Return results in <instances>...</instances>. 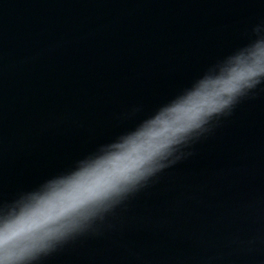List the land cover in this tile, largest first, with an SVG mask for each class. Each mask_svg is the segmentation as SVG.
<instances>
[{
    "label": "water",
    "instance_id": "1",
    "mask_svg": "<svg viewBox=\"0 0 264 264\" xmlns=\"http://www.w3.org/2000/svg\"><path fill=\"white\" fill-rule=\"evenodd\" d=\"M260 20L264 0H0V200L131 127ZM191 151L44 264H264V91Z\"/></svg>",
    "mask_w": 264,
    "mask_h": 264
},
{
    "label": "clouds",
    "instance_id": "2",
    "mask_svg": "<svg viewBox=\"0 0 264 264\" xmlns=\"http://www.w3.org/2000/svg\"><path fill=\"white\" fill-rule=\"evenodd\" d=\"M258 91H264V20L131 127L0 200V264H44L70 242L96 233ZM142 111L135 106L128 118Z\"/></svg>",
    "mask_w": 264,
    "mask_h": 264
}]
</instances>
